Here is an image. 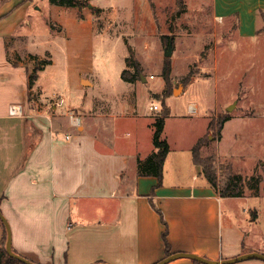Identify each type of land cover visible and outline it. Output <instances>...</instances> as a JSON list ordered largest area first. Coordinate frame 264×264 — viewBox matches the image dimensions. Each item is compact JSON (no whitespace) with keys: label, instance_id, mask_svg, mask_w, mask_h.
<instances>
[{"label":"crops","instance_id":"1","mask_svg":"<svg viewBox=\"0 0 264 264\" xmlns=\"http://www.w3.org/2000/svg\"><path fill=\"white\" fill-rule=\"evenodd\" d=\"M212 5L220 20L238 15L240 37L257 38L264 22V0H212ZM9 23L0 20V211L11 226L16 254L36 264H156L166 255L165 226L158 209L167 224L173 254L211 261L264 255V243L253 242L249 233L262 224L261 215L250 209L251 219L242 215L239 221L233 206L258 196L249 192L243 197H222L193 162L192 149L205 133L190 153L187 149L186 162L195 173L192 178L176 173L175 179L168 180L166 168L172 152L161 185L157 177L141 175L140 162L156 152L150 142L152 133L143 150L140 130L124 131L125 140L119 141L115 134L120 124L99 121L132 122L148 117H139L134 103L130 109L122 105L117 113L109 106H95L88 98L58 96L41 82L54 64L52 54L22 57L11 47L12 32H3ZM47 54L50 59L43 63L49 64L38 69L24 62L27 56L37 62ZM141 81L126 83L134 89L147 82ZM80 85L92 87L93 83L81 78ZM11 107H19L20 115H11ZM76 107L81 111L75 116L79 126L71 120ZM190 107H196L197 118H202L197 103H191L188 112ZM174 152L178 154V149ZM3 244L0 220V248ZM169 264L194 261L182 258ZM236 264L264 262L253 259Z\"/></svg>","mask_w":264,"mask_h":264},{"label":"rangeland","instance_id":"2","mask_svg":"<svg viewBox=\"0 0 264 264\" xmlns=\"http://www.w3.org/2000/svg\"><path fill=\"white\" fill-rule=\"evenodd\" d=\"M87 1L88 7L80 10L53 5L51 0H0V20L10 22L3 32H12L11 47L22 57L52 54L54 64L41 82L58 96L88 98L95 106H109L114 112L122 105L130 109L134 103V112L148 118L98 120L102 125L120 124L115 134L119 141L125 140L124 131L140 130V147L147 150L151 133L153 146L157 118L171 112L165 117L161 137L172 149L168 180L175 179L176 173L195 175L192 164L186 162L187 149L190 153L204 133L201 156L212 160L220 188L230 175L241 177L249 195L248 181L261 177L260 196L233 206L239 221L242 215L251 219L250 209L257 210L263 222L249 233L253 242L264 243V22L257 38L245 39L238 33V15L216 18L212 0ZM170 43L174 53L168 86L162 72ZM131 54L147 80H140L134 89L122 79L123 71L133 72L126 63ZM49 59L47 54L33 62L27 56L24 62L38 69ZM81 78L93 86H81ZM168 88L171 95L166 96ZM191 103L199 105L202 118L188 112ZM152 104L161 111H151ZM232 105L235 108L228 112ZM76 109L73 116L81 114ZM225 118L229 120L220 130ZM177 149L178 154H173Z\"/></svg>","mask_w":264,"mask_h":264},{"label":"trees","instance_id":"3","mask_svg":"<svg viewBox=\"0 0 264 264\" xmlns=\"http://www.w3.org/2000/svg\"><path fill=\"white\" fill-rule=\"evenodd\" d=\"M180 2V0H178ZM51 3L56 6H62V7H68V8H79L80 10L83 8L88 7L89 3L87 0H51ZM262 18L264 19V14H261ZM82 18V17H80ZM170 58L165 59L164 67H163V77L169 86L170 83V74H171V65L169 63ZM127 66L131 69H133V72L129 71V69L123 71L122 73V79L125 82L128 83H135L137 81L142 80L141 73V65L140 63L134 58V55L131 54L129 58L126 60ZM49 64L47 62L42 63V65ZM35 80V76L31 77V84H33ZM165 95H171V90L168 88ZM169 113L166 111L164 115H161L157 118L154 126V136H153V144L156 149V152H154L145 162H140L139 164V172L141 175H153L157 177L160 181L163 178L164 173V165L167 159V156L170 152V147L167 142L163 141L161 139L164 127H165V117H167ZM228 118H225L221 120L219 123L220 130L223 129L225 123L228 121ZM204 143L202 139H200L197 144L193 147L192 153H193V162L195 165L200 166L203 168V174L208 181V183L211 185L213 189H215L217 192L220 193L222 197H243L245 195V191L243 190L242 186V178L240 177H233L229 176V179L224 186V188H220L217 180V176L215 172L213 171V162L210 158H203L201 156V151L203 149ZM262 182V178H256L252 177V180L248 181L247 188L253 193L254 196H259L260 190L259 185ZM159 215L161 216L162 222L165 226V230L163 232L162 238L165 244V258L170 257L173 255L169 241H168V227L166 222L164 221V218L162 216V213L160 210H158ZM253 218H256V214L253 216ZM7 240V232L4 226V244L3 247L0 248V264H24L8 255L5 249V242ZM194 264H201L197 261H194Z\"/></svg>","mask_w":264,"mask_h":264},{"label":"water","instance_id":"4","mask_svg":"<svg viewBox=\"0 0 264 264\" xmlns=\"http://www.w3.org/2000/svg\"><path fill=\"white\" fill-rule=\"evenodd\" d=\"M174 53V48H173V44L170 43L168 48L165 50L164 52V56L166 58H171L173 56ZM142 79H144V77H142ZM182 87H180L179 89L175 90V94L180 92V89ZM235 108V105H232L231 107L228 108V112H231L233 109ZM0 220L3 223V225L5 226L6 232H7V240H6V244H5V249L6 252L8 253V255L24 264H36L30 260H28L25 257H22L18 254H16L13 251V247H12V230H11V226L8 222V220L6 219V217L3 215V213L0 211ZM182 258H187V259H191L193 261H197L201 264H236V263H240V262H244L247 260H260L264 262V255L263 254H259V253H251V254H246V255H242L239 257H236L234 259H229V260H223V261H211L208 260L206 258L197 256V255H192V254H187V253H176L171 255L170 257L164 258L161 261H159L156 264H169L173 261H176L178 259H182ZM104 264V263H101Z\"/></svg>","mask_w":264,"mask_h":264},{"label":"built area","instance_id":"5","mask_svg":"<svg viewBox=\"0 0 264 264\" xmlns=\"http://www.w3.org/2000/svg\"><path fill=\"white\" fill-rule=\"evenodd\" d=\"M153 78V77H152ZM150 110L151 111H154V112H160L161 111V108L156 105V104H152L150 106ZM189 112L190 113H195L197 114L198 113V109L196 107H190L189 108ZM10 114L11 115H20V109L19 107H11L10 108ZM71 120H72V123L75 125V126H79L80 125V119L78 117H75V116H71ZM67 139H69V137H67Z\"/></svg>","mask_w":264,"mask_h":264}]
</instances>
